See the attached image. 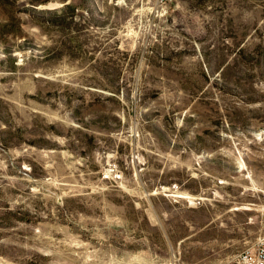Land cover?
<instances>
[{"label":"rangeland","instance_id":"obj_1","mask_svg":"<svg viewBox=\"0 0 264 264\" xmlns=\"http://www.w3.org/2000/svg\"><path fill=\"white\" fill-rule=\"evenodd\" d=\"M264 235V0H0V264H222Z\"/></svg>","mask_w":264,"mask_h":264},{"label":"built area","instance_id":"obj_2","mask_svg":"<svg viewBox=\"0 0 264 264\" xmlns=\"http://www.w3.org/2000/svg\"><path fill=\"white\" fill-rule=\"evenodd\" d=\"M222 264H264V235Z\"/></svg>","mask_w":264,"mask_h":264}]
</instances>
